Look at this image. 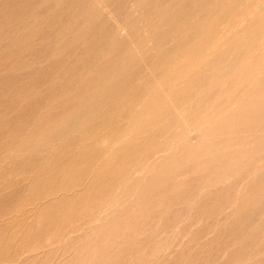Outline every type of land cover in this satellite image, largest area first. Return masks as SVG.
I'll return each instance as SVG.
<instances>
[{
	"label": "bare ground",
	"instance_id": "bare-ground-1",
	"mask_svg": "<svg viewBox=\"0 0 264 264\" xmlns=\"http://www.w3.org/2000/svg\"><path fill=\"white\" fill-rule=\"evenodd\" d=\"M25 1L21 14L35 4ZM73 1L66 10L87 18L76 44L90 72L60 75L65 96L47 104L59 113L33 122L37 145L61 161L37 183L51 194L89 175L80 193L100 190L88 220L96 228L194 171V197L181 205L223 183V204L244 208L231 222L253 224L255 238L264 227V0H110L107 14Z\"/></svg>",
	"mask_w": 264,
	"mask_h": 264
},
{
	"label": "rangeland",
	"instance_id": "rangeland-1",
	"mask_svg": "<svg viewBox=\"0 0 264 264\" xmlns=\"http://www.w3.org/2000/svg\"><path fill=\"white\" fill-rule=\"evenodd\" d=\"M22 1L0 0V264H264V246L257 243L264 241V227L252 238L253 224L231 222L232 211L244 208L223 204V183L181 205L194 197V171L182 186L147 190L121 211L125 216L96 228L88 220L100 190L80 193L89 175L51 194L43 178L37 183L40 172L56 171L61 161H50L37 145L42 135L32 133L33 122L59 113L47 104L65 96L60 75L75 74V82L90 72L83 45L77 46L88 25L84 12L66 10L77 9L73 0H27L35 4L25 14L18 10ZM111 5L89 0L88 8L107 14ZM20 138L27 143L18 145ZM70 165L82 168L79 161Z\"/></svg>",
	"mask_w": 264,
	"mask_h": 264
}]
</instances>
